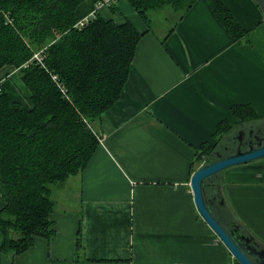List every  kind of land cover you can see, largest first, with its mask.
I'll list each match as a JSON object with an SVG mask.
<instances>
[{
    "label": "crops",
    "instance_id": "1",
    "mask_svg": "<svg viewBox=\"0 0 264 264\" xmlns=\"http://www.w3.org/2000/svg\"><path fill=\"white\" fill-rule=\"evenodd\" d=\"M96 1L77 6L78 21ZM221 1L240 37L206 0L181 17L166 6L150 11L148 22L128 0L95 12L141 34L127 80L101 115L86 167L51 186L53 235L34 236L19 254L0 251V264H239L198 213L190 187L200 146L216 144L219 125L240 124L233 107H247L252 123L264 118V13L255 0ZM0 87L29 105L15 68H0ZM218 182L232 223L264 244V157L223 169Z\"/></svg>",
    "mask_w": 264,
    "mask_h": 264
},
{
    "label": "trees",
    "instance_id": "2",
    "mask_svg": "<svg viewBox=\"0 0 264 264\" xmlns=\"http://www.w3.org/2000/svg\"><path fill=\"white\" fill-rule=\"evenodd\" d=\"M83 1L0 0V68H15L29 92L26 106L0 88V251L7 254L24 252L34 236L53 235L51 186L81 172L97 149V124L121 94L141 35L128 21L117 24L99 15L78 25L76 8ZM128 1L145 22L148 12L165 6L181 17L195 2ZM206 1L230 35L245 33L221 0ZM257 1L264 10V2ZM38 51L40 61L33 58ZM246 110L232 108L237 126L252 123ZM234 129L219 125L216 144L201 145L195 162L217 159L215 151L232 153L219 148ZM219 174L204 180V196L219 198L211 209L229 229L232 218L218 204Z\"/></svg>",
    "mask_w": 264,
    "mask_h": 264
},
{
    "label": "water",
    "instance_id": "3",
    "mask_svg": "<svg viewBox=\"0 0 264 264\" xmlns=\"http://www.w3.org/2000/svg\"><path fill=\"white\" fill-rule=\"evenodd\" d=\"M214 154L217 159H209L203 166L197 168L190 177V187L197 211L239 264H264V247H258L254 237L242 233L234 223L232 229H226L211 209L215 198L213 197V200L209 201L204 196L205 179L229 166L264 157V142L256 146H250L248 149L237 146L232 153L224 156L217 151ZM219 202L223 204L222 199Z\"/></svg>",
    "mask_w": 264,
    "mask_h": 264
},
{
    "label": "flooded vegetation",
    "instance_id": "4",
    "mask_svg": "<svg viewBox=\"0 0 264 264\" xmlns=\"http://www.w3.org/2000/svg\"><path fill=\"white\" fill-rule=\"evenodd\" d=\"M264 2V0H262ZM264 142V121L256 123L255 125H248L247 127L242 126L233 131V133L227 138L226 143L221 145L219 150L225 148L228 151H234L237 146L242 149H248L250 146H256ZM217 198V197H215ZM216 199H214L215 202ZM232 221L229 223V229L233 228ZM240 229V228H239ZM248 235L247 233L241 231ZM255 259L254 256H252Z\"/></svg>",
    "mask_w": 264,
    "mask_h": 264
},
{
    "label": "built area",
    "instance_id": "5",
    "mask_svg": "<svg viewBox=\"0 0 264 264\" xmlns=\"http://www.w3.org/2000/svg\"><path fill=\"white\" fill-rule=\"evenodd\" d=\"M117 0H97L96 1V6L94 9V12H92L88 17L79 20L78 21V25H82L85 21H87L89 18L93 17L95 15V12L99 9V8H103V7H109L112 6V4H114ZM41 51H38L36 53H34L33 58L37 59L38 61L41 60L40 57ZM54 79H56V76H53ZM1 88V87H0Z\"/></svg>",
    "mask_w": 264,
    "mask_h": 264
},
{
    "label": "rangeland",
    "instance_id": "6",
    "mask_svg": "<svg viewBox=\"0 0 264 264\" xmlns=\"http://www.w3.org/2000/svg\"><path fill=\"white\" fill-rule=\"evenodd\" d=\"M256 2H257V4L261 7V5L258 3V1L257 0H255ZM261 9H262V11H263V13H264V10H263V8L261 7ZM151 16V18H155L154 17V15L153 14H151L150 15ZM149 19H150V17H149ZM153 21H154V19H153ZM251 123V122H250ZM256 123H251V124H248V125H255ZM248 125H242V126H244V127H247ZM242 126H237V125H234V130H236V129H238V128H241ZM203 161V160H202ZM204 162V161H203ZM203 162H200L201 164H203ZM200 163H196V165L197 166H199L200 167Z\"/></svg>",
    "mask_w": 264,
    "mask_h": 264
}]
</instances>
